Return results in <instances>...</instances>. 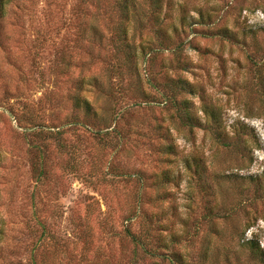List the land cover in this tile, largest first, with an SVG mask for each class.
<instances>
[{"label": "rangeland", "instance_id": "rangeland-1", "mask_svg": "<svg viewBox=\"0 0 264 264\" xmlns=\"http://www.w3.org/2000/svg\"><path fill=\"white\" fill-rule=\"evenodd\" d=\"M4 1L0 264H155L133 256L142 212L189 264H264L241 246L254 237L264 251V0H161L158 22L145 11L128 24L138 77L113 0ZM169 77L190 87L176 106Z\"/></svg>", "mask_w": 264, "mask_h": 264}, {"label": "trees", "instance_id": "trees-1", "mask_svg": "<svg viewBox=\"0 0 264 264\" xmlns=\"http://www.w3.org/2000/svg\"><path fill=\"white\" fill-rule=\"evenodd\" d=\"M144 1V0H143ZM147 2L148 10L143 8L144 2H137V0H113L111 7L114 9V11L117 13L119 21L113 25V35L116 39V44L117 47L119 48L118 51L122 54L123 57V63L125 66V69L128 73L135 74V76L138 77V72H137V54L135 52L136 48L134 47V44L129 40L128 36V24L129 22L134 19L137 22L140 18H142L144 15H146L145 11H149V15L153 16L154 22H158V16L157 14L161 12L162 5H161V0H145ZM4 0H0V13H2L3 10V4ZM145 9V10H144ZM202 17V13L199 15ZM158 19V20H157ZM91 24V29L92 33H97V27L95 23H90ZM216 35H220L222 37L229 38L231 36L230 31L227 28H220L216 29V31L213 33ZM169 37L163 38L161 42L165 43V40H168ZM141 47V46H140ZM143 51V47L141 48ZM181 60L179 58L178 63ZM179 65L176 63V66ZM120 70V69H119ZM121 73V71H119ZM140 83V82H139ZM167 86L169 87V95H166L167 99L171 104L177 105V95H180L183 92H188L190 90L188 82L181 78H172L169 77L167 79ZM144 94V92H143ZM143 96V95H142ZM72 105L77 109L82 110L84 115L89 116V115H94L96 116V111L92 107V103L87 100L85 97H82L79 93H74L72 96ZM180 105L182 106V111H181V118L183 119L184 123H188L191 125H196L194 121H196L195 117L191 116L189 113V103L187 100H182L180 101ZM205 112L209 115V117H212L211 119L213 121L216 120L217 114L214 115L212 111H207ZM108 120V115L103 114L100 118V122L106 123ZM219 136V135H218ZM217 139L219 137L216 136ZM224 145H228L227 142L222 141ZM163 150L167 153L173 152L174 150V145L172 143H167L164 147ZM261 185L259 184L255 188H259ZM259 191L256 189V192ZM142 216L145 218V223L143 224L142 228L138 232L130 233L128 234L130 241L133 243L135 246L134 248V254L133 256L135 259H137V255L139 253L141 256L144 258H158V261L153 260L155 264H189L185 262L182 255L179 252H175V249L173 248V244L171 248H166L164 243H162V238L159 236H155L152 234L153 231H159L161 232L164 229H161V224L160 220L157 215H149L145 212H142ZM149 223V225H147ZM249 228V227H247ZM246 228V229H247ZM160 234V233H159ZM162 234V233H161ZM178 242L177 240L173 241V243ZM241 246L244 247L246 250V256L250 260L257 261V262H264V251L263 248L260 246V243L257 239L254 237L250 239L243 238L241 242ZM241 247V248H242ZM165 248V249H163ZM165 250H169L168 252H165ZM199 258L203 261V258L207 260L206 257H204L203 253L206 251H200ZM206 255V253H205ZM225 261L228 263L229 262V257L225 256ZM199 264V263H195Z\"/></svg>", "mask_w": 264, "mask_h": 264}]
</instances>
